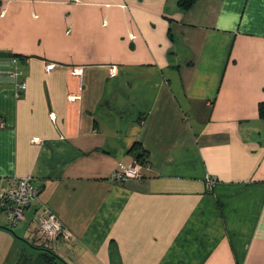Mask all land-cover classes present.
<instances>
[{
  "label": "crops",
  "instance_id": "crops-1",
  "mask_svg": "<svg viewBox=\"0 0 264 264\" xmlns=\"http://www.w3.org/2000/svg\"><path fill=\"white\" fill-rule=\"evenodd\" d=\"M0 68L21 72L0 74V190L40 187L17 240L68 264H264V0H0ZM136 145L144 177L116 181ZM41 204L70 239L43 237Z\"/></svg>",
  "mask_w": 264,
  "mask_h": 264
},
{
  "label": "built area",
  "instance_id": "built-area-1",
  "mask_svg": "<svg viewBox=\"0 0 264 264\" xmlns=\"http://www.w3.org/2000/svg\"><path fill=\"white\" fill-rule=\"evenodd\" d=\"M55 64L47 65V69L54 68ZM0 74L10 77H17L21 72L14 68H0ZM20 89H25L24 82L18 84ZM21 93L16 92V96ZM148 163L138 161L131 165L120 166L114 173V179L124 182L129 178H143V169L148 168ZM212 184V181L209 182ZM39 187L33 182L31 176L8 178L6 186L0 190V211L6 214L9 226L16 227L25 219V213L33 202L38 200ZM38 213L40 232L46 240L59 238L70 239L71 233L63 227L60 219L55 212L46 204H41Z\"/></svg>",
  "mask_w": 264,
  "mask_h": 264
},
{
  "label": "trees",
  "instance_id": "trees-1",
  "mask_svg": "<svg viewBox=\"0 0 264 264\" xmlns=\"http://www.w3.org/2000/svg\"><path fill=\"white\" fill-rule=\"evenodd\" d=\"M197 0H178V6L182 10H190ZM17 56V55H16ZM259 116L264 119V101L259 104ZM136 161L147 162V150L134 146L131 149ZM40 191V187H39ZM40 194V192H39ZM33 204V203H32ZM24 244L18 249L15 264H68L54 249L45 244H37L29 240H21Z\"/></svg>",
  "mask_w": 264,
  "mask_h": 264
},
{
  "label": "rangeland",
  "instance_id": "rangeland-1",
  "mask_svg": "<svg viewBox=\"0 0 264 264\" xmlns=\"http://www.w3.org/2000/svg\"><path fill=\"white\" fill-rule=\"evenodd\" d=\"M1 218L4 221V226L10 229L12 233L11 235L7 234L4 230L0 229V264H15L17 259L18 249L19 247L15 246L16 242H20L21 245L24 243L21 240L19 228L9 226L6 214L2 211ZM3 225V224H0ZM17 238V239H16ZM16 239V240H15ZM32 242H38V240H31Z\"/></svg>",
  "mask_w": 264,
  "mask_h": 264
}]
</instances>
